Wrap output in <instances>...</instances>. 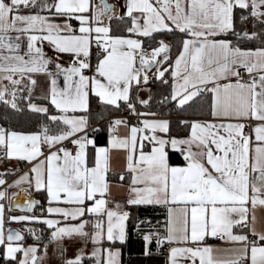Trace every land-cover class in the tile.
Returning <instances> with one entry per match:
<instances>
[{
  "label": "snow or ice",
  "instance_id": "obj_1",
  "mask_svg": "<svg viewBox=\"0 0 264 264\" xmlns=\"http://www.w3.org/2000/svg\"><path fill=\"white\" fill-rule=\"evenodd\" d=\"M123 7L120 14L107 0H0V80L9 82L0 86V102L22 113L25 109L19 100L27 101L29 112L48 121L39 131L0 127V158L31 164L11 184L6 172L0 173V185L6 186L0 189V201L8 200L9 212L25 213L7 219L22 224L36 241L25 247L23 232L11 228L5 236L6 209L0 203L4 257L18 259V264H38L43 259L38 255L43 236L31 225L43 224L49 230L45 249L57 242L63 254L59 245L64 238L78 237L85 244L91 241L89 255L94 264H120V248L98 247L104 240L124 244L128 239L130 213L119 202L109 207L107 199L111 152L119 150L130 176L126 205L162 206L167 213L163 232L151 227L143 230L141 225L152 224L148 218L137 222L143 255H151L154 241L157 249L172 245L167 264H183L181 258L191 264L197 259L199 264H264V0H125ZM45 11L48 14L42 15ZM114 18L123 22L126 35L113 34ZM159 32L184 35L174 62L171 45L163 39L145 53L141 39L134 38H154ZM25 38L26 51L22 50ZM256 40L261 46L241 47ZM43 41L57 53L71 54L72 62L67 66L57 62L55 72L49 70L51 59L38 46ZM93 44L95 64L91 62ZM164 64L168 67L162 68ZM153 67L156 71L149 76ZM169 71L171 92L162 102L170 100L183 109L194 97L211 94L205 113L211 119L178 121L189 127L185 137L170 136L167 119H139L155 113L137 111L134 100L147 105L151 97L131 95L133 84L137 89L153 79L167 84ZM43 73L50 80L45 96L49 105L32 102L34 74ZM59 75L63 87L57 84ZM90 96L115 110L123 102L137 123L123 117L111 119L107 144L97 145L89 135ZM121 126L123 135L118 134ZM69 140L74 149L65 146ZM89 146L94 149L91 167ZM169 148L180 152L182 165L169 163ZM124 178L121 172L120 180ZM8 188L28 196L33 189L45 190L47 207L27 197L13 204L17 193H9ZM37 207L40 215L34 214ZM86 215L92 219H84ZM209 237H218L228 247L214 249L207 243ZM84 255L78 250L62 264H82Z\"/></svg>",
  "mask_w": 264,
  "mask_h": 264
},
{
  "label": "trees",
  "instance_id": "obj_2",
  "mask_svg": "<svg viewBox=\"0 0 264 264\" xmlns=\"http://www.w3.org/2000/svg\"><path fill=\"white\" fill-rule=\"evenodd\" d=\"M240 11L237 10L236 18L239 20ZM113 34H126L123 31V22L118 21L115 18L111 22ZM154 38L141 37L142 44L145 48L150 49L158 45V41L163 39L171 45L170 56L174 62L177 48L180 42L184 38V35L179 32H159L153 34ZM260 41H251L241 44V47H259ZM96 58V57H95ZM164 68L168 67V64L163 65ZM149 76H152L149 75ZM165 79L169 82L162 84L160 81L150 80L148 85L151 87V99L149 104L141 105L136 102L137 110L144 111L146 113H160L170 118V136L185 137L189 133V127L180 125L178 121L186 120L185 117H205L209 116L205 113L208 111L211 98L209 93H202L189 101L183 109H178L173 102H162L164 96H170L171 92V72L165 74ZM149 99V98H148ZM24 107L25 111L22 113L13 112L10 108L0 102V127H7L18 131H39L42 124L48 123L46 118L40 114H34L27 110L25 104L20 103ZM125 104H121L119 110H115L112 107H105L94 96H90V112L89 116L92 122L99 121V129L96 131L95 138L97 142L103 143L107 140L108 122L107 117L123 113L125 111ZM50 112L54 113V110L50 107ZM52 131H55V126H51ZM169 160L175 163H183V158L178 150L168 149ZM176 156L175 158L173 156ZM110 178L120 179L117 174H109ZM125 179V178H124ZM36 196L41 200V204L44 203L43 196L39 192L34 191ZM126 211L130 213V217L126 222L128 239L127 242L121 244L117 242L104 241L101 244L108 247L120 248L121 250V264H165V251L166 244L157 249L155 242L151 245V255H143V241L136 232V225L139 220L148 218L151 220V226L148 224L141 225L143 230H148L150 227L152 230L164 231L163 225L166 219V209L162 206H127ZM44 237V236H43ZM45 240L48 238L45 236ZM89 258V259H88ZM87 259L89 264L93 263V258L90 256ZM0 264H17V260L5 259L0 255ZM82 264H86L82 260Z\"/></svg>",
  "mask_w": 264,
  "mask_h": 264
},
{
  "label": "crops",
  "instance_id": "obj_3",
  "mask_svg": "<svg viewBox=\"0 0 264 264\" xmlns=\"http://www.w3.org/2000/svg\"><path fill=\"white\" fill-rule=\"evenodd\" d=\"M108 1L111 3V5L114 6V11L115 12L122 14L123 11L125 10L124 7H123L124 3H125V0H108ZM46 2L51 3L52 0H46ZM94 2L98 3L99 0H94ZM41 14L42 15H47L48 13L45 11V12H41ZM72 24L78 28V22L77 21L73 20ZM257 30H259V29H257ZM141 37L142 36H135L134 38L141 39ZM141 41H142V39H141ZM164 42L167 43L166 41H164ZM38 46H41L43 48L45 56L47 58L51 59V63L48 65V68H49V70H51L53 72H55V64L57 62L62 64V65H64V66H67V65H69L72 62L71 54H69V53H57L54 50L53 46L48 41H43L42 43L38 42ZM157 46H155V47H157ZM26 48H27V44H26V38H25L22 41V50L26 51ZM142 48H143L145 53H148V51L151 50V48L150 49L145 48L143 46V44H142ZM152 48H154V47H152ZM250 48H255V47H250ZM91 62L93 64H95L96 63V58L93 61L91 60ZM137 66H139L138 58H137ZM161 67L164 68L163 65H161ZM155 71H156V68L153 67L152 70L148 74L149 75H151V74L153 75L155 73ZM88 74H90V73H88ZM34 75H35V79L37 80V84L33 88L32 102L40 104V105H49V101L47 99H45V96L48 94V89L50 87V80L47 77L46 73L34 74ZM8 83L9 82L6 81V80H0V86L8 85ZM24 83H27V81L25 80ZM24 83H22L19 87L23 88L24 87ZM57 84H58L59 87H63V76L62 75H59L57 77ZM171 87H172V84H171ZM146 88L149 89L148 93H145V91H146L145 89ZM24 95H27V92H25ZM131 95H132L133 98L138 96L140 99H148L150 97V95H151V87L147 84L146 86H142L139 89H137L135 84H133ZM210 98H211V94H210ZM136 102H138V101L134 100L135 105H136ZM19 103L25 104V106H26L27 101L19 100ZM122 103L123 102H121V104ZM51 109H53L54 113H55V109L54 108H51ZM137 111H139L141 113H146V112L140 111V110H137ZM120 117L128 119L131 124H136L137 120H138V118L134 114H132L130 111H128L127 107L125 106V111L123 113H119V114L107 117V118H109L107 120V122H109L113 118H120ZM139 119H167V120H170V118L168 116L162 115L160 113H155L154 116L153 115L141 116V117H139ZM184 119L189 120V121H191V120H206V119H211V117L210 116H205V117H185ZM104 120H106V119H104ZM91 124H98V129L100 127L99 121L92 122L91 119H90V116H89V125H91ZM124 132H125V129L123 128V126H121V128L119 129L118 134L123 135ZM89 135L93 136L95 141H96L95 134L93 132L89 131ZM107 139H108V131H107ZM96 144L99 145V146L106 145L107 144V140L105 142H103V143H100V142L96 141ZM146 150H150V149H146ZM43 151H44V153L46 155L48 150H47V148H45ZM173 157L175 158L176 156L174 155ZM23 163L29 165L28 168L24 169L22 167ZM33 163H35V161H33ZM169 163L172 164V165H182L184 162L183 163H175V162H171L169 160ZM93 165H94V149L91 146H89L88 147V166L91 167ZM110 165H111L110 170L106 174V178H107V180L109 181V183L111 185V194L107 197V199L109 200V205L108 206L109 207H114L115 203L119 202L122 205L123 210H126L127 206H128V205H126L127 185L130 182V176L127 174V172L125 170L124 154L121 151H119V150H112L111 157H110ZM30 167H31V164L29 162H26V161H18L17 159L7 160V159H4V158H0V173H5V172L7 173L6 179H7L8 184H11L12 181L17 179L18 176L21 175L23 172L28 171ZM121 172H124V174H125V179L123 181H121L120 179L110 178L108 176L109 174H117L118 176H120ZM26 187H27L26 184L21 186V188H26ZM0 189H3V188H0ZM7 191L9 193L16 192L17 194L20 193V192H24V191H21V190H19L17 188H8ZM34 191H36V190H34V189L32 190V193H31L30 197H31L32 200L39 201V203H40L41 200H40V198L38 196L33 194ZM36 192H39L40 195L43 196L44 203L41 204V206L47 207L48 202H47V193H46V191L45 190H39V191H36ZM0 203H4L5 204V209H6V211H5V223H4L5 233L10 227H17L18 229L23 231L25 239L23 240L22 243H23V245L25 247L35 243L36 241L33 239V237L31 235H29L26 231H24V228H23L22 224L8 221L7 217L9 215H16L14 213H17L19 211H16V210L13 209L11 212H9L7 210L8 209V204H9L8 200H2V201H0ZM61 206H64V205H61ZM37 210L38 209H35V213L34 214L40 215L41 214L40 210L38 212H37ZM23 214H25V213H23ZM260 214L261 213L258 212V215H260ZM45 215H47V213H45ZM166 215H167V213H166ZM84 219H91V217L86 215L84 217ZM75 222H78V221H75ZM37 225H39V224H37ZM41 225H42L43 228L45 227L44 228L45 230L48 231V237H49V230L47 229V227L45 225H43V224H41ZM47 240H48V238L46 240L43 238L39 242L38 255H42L43 259L40 260L38 262V264H62L63 259L74 257L75 254L77 253V251L82 248V240L80 238H78V237L72 238V239L64 238L62 243L59 245V248L63 250V254H61V250H58V243L57 242L49 243L47 249H45L44 248V243ZM207 243L211 244L214 247V249L215 248L223 249V248L228 247V245L225 244L224 242H222L220 239L211 238V237L207 238ZM165 244H166V246L164 248V251H165V264H167L168 249L172 245H169L167 243H165ZM90 248L93 249V245L92 244L90 245ZM3 252H4V249H3L2 246H0V255L3 258H5L4 255H3ZM45 252H46V255H45ZM21 255H22V253H18L17 254L18 257L21 256ZM221 255H223V253H221ZM7 259H11V258H7ZM181 259H182L183 264H191V262L187 261L186 258H181ZM17 264H18V259H17ZM196 264H199V260L198 259L196 261Z\"/></svg>",
  "mask_w": 264,
  "mask_h": 264
},
{
  "label": "rangeland",
  "instance_id": "obj_4",
  "mask_svg": "<svg viewBox=\"0 0 264 264\" xmlns=\"http://www.w3.org/2000/svg\"><path fill=\"white\" fill-rule=\"evenodd\" d=\"M247 27H249V28H251L252 27V25L251 24H249ZM146 91H145V93H148L149 92V89L148 88H146L145 89ZM40 205H41V201H40V203H39ZM36 209H38L37 210V212L40 210V208H36ZM14 214H16V215H22L23 213L22 212H17V213H14ZM92 219V218H91ZM31 226H33V227H35V228H38V229H40L41 230V232L40 233H38V234H41L42 236H46L47 237V235H48V231L47 230H45L43 227H42V225L41 224H39V225H37V224H35V225H31ZM86 231H92V226H91V224H88L87 226H86ZM23 232V231H22ZM30 235V234H29ZM28 235V236H29ZM43 237V238H44ZM45 239V238H44ZM105 241V240H104ZM104 241H102V242H104ZM107 241V240H106ZM101 242V243H102ZM92 243H91V241H88L87 242V244H85L83 241H82V250H83V252L85 253V255L82 257V260L83 261H85L86 262V264H89V258L88 257H90V253H91V251H92V248H90V245H91ZM98 247H100L101 249H103V248H108V246H103L102 244H100ZM80 249V250H81ZM88 258V259H87ZM92 264H94V258H93V263ZM120 264H121V260H120Z\"/></svg>",
  "mask_w": 264,
  "mask_h": 264
},
{
  "label": "built area",
  "instance_id": "obj_5",
  "mask_svg": "<svg viewBox=\"0 0 264 264\" xmlns=\"http://www.w3.org/2000/svg\"><path fill=\"white\" fill-rule=\"evenodd\" d=\"M96 52H97V48L95 46V44L92 45V48H91V60L93 61L96 57ZM242 75H244L245 77L247 76L246 73H242ZM109 118H106V120H108ZM109 124V122H108ZM92 130H95V131H92ZM98 130V124H91L89 125V131L93 132V133H96V131ZM65 146L69 147V148H73L74 149V146L71 144L70 140L69 141H66L65 142ZM29 165L23 163L22 164V167L25 169V168H28ZM5 186L4 185H1L0 188H4ZM13 201V200H12ZM216 239H219L218 237Z\"/></svg>",
  "mask_w": 264,
  "mask_h": 264
},
{
  "label": "bare ground",
  "instance_id": "obj_6",
  "mask_svg": "<svg viewBox=\"0 0 264 264\" xmlns=\"http://www.w3.org/2000/svg\"><path fill=\"white\" fill-rule=\"evenodd\" d=\"M150 51H151V50H150ZM150 51H148V53H150ZM26 197L29 198V199H31V197L28 196V194H27L26 192H20V193H18V194L14 197L13 200L18 201L19 203H23V201L25 200Z\"/></svg>",
  "mask_w": 264,
  "mask_h": 264
},
{
  "label": "water",
  "instance_id": "obj_7",
  "mask_svg": "<svg viewBox=\"0 0 264 264\" xmlns=\"http://www.w3.org/2000/svg\"><path fill=\"white\" fill-rule=\"evenodd\" d=\"M107 3L111 4L108 0H107ZM151 70H152V69H150L149 72H150ZM12 203H13V204H21V203H19V202L16 201V200H13ZM14 210L19 211V210H17V209H14ZM19 212H21V211H19ZM10 228H11V229H15V230H20V229H18L17 227H10ZM6 235H7V231H6V233H5V236H6Z\"/></svg>",
  "mask_w": 264,
  "mask_h": 264
}]
</instances>
